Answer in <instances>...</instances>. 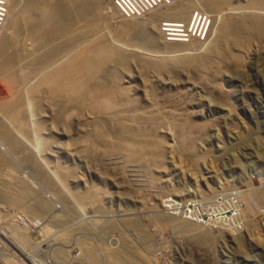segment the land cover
<instances>
[{"label": "rangeland", "instance_id": "374dc122", "mask_svg": "<svg viewBox=\"0 0 264 264\" xmlns=\"http://www.w3.org/2000/svg\"><path fill=\"white\" fill-rule=\"evenodd\" d=\"M7 2L0 0V45L5 47L0 53V124L7 128L5 135L0 127V153L6 157L0 164V264H111L105 254L124 264H264V40L252 41L236 65L214 62L206 50L221 20L245 10L244 0L220 6L212 12L218 17L214 21L206 1L195 0L189 11L187 18L200 13L205 27L213 22L211 35L205 28L202 39L186 41L192 46L182 50L191 56L208 52L204 71L216 84L212 89L187 68L178 72L150 65L149 58L179 56L181 51L158 44L154 30L159 19L178 18L153 17L149 28L146 18L153 11L126 17L117 0L101 3L104 14L95 26L87 23L93 10L84 1L76 6L73 0L72 10L52 14L49 25L55 32L62 23L69 30L55 41L57 57L30 71L27 66L47 48H41L44 41L28 45L30 39L11 30ZM114 3L117 14L125 16L113 13ZM31 14L22 25L28 33ZM125 21L148 26V31L122 29L125 33L118 29ZM101 38L118 49L119 58L100 64ZM22 43L28 53L17 58ZM111 72L116 74L112 81ZM81 80L91 106L81 99L75 110L76 100L67 90ZM110 82L112 88L114 82L126 89L138 112L152 116L155 135L164 143L159 165L151 162L149 150L134 152L107 142L115 136L106 135L111 124L101 127L102 140L97 137L99 118L109 110L102 88H111ZM38 85L43 92L34 90ZM5 104L18 110L11 115ZM177 119L205 127L187 143ZM124 130L129 129L120 130L121 140L134 136ZM191 141L196 145L188 147ZM81 194L92 198L82 204Z\"/></svg>", "mask_w": 264, "mask_h": 264}, {"label": "bare ground", "instance_id": "6f19581e", "mask_svg": "<svg viewBox=\"0 0 264 264\" xmlns=\"http://www.w3.org/2000/svg\"><path fill=\"white\" fill-rule=\"evenodd\" d=\"M73 0H19V1H16V0H8L7 4V8H8V18H9V21L10 22V25L9 27L12 29H17L18 32L22 33V36H26L28 39L31 40V42H29L28 45H32V44H38V46L41 44V42L44 41L43 45L41 44V48H44L46 50L42 51V54H40L38 57H36V59H34L35 61L31 62L30 66H27L29 67L28 69L31 70H37L38 68L42 67V66H45V62L52 56H54L56 54V45H55V41H57L60 37H62L64 34L66 33H62L64 32L65 30H67V27L65 25V23H62V27L59 29V30H56V32L52 29L53 27L49 25V23H52L50 22L51 19L53 18L51 15L56 13L58 14L59 12H56L57 10L60 11V12H64V11H61V10H64V9H67L65 10V13L70 10V6H73V7H76L78 5H80L81 3H84L87 5L86 7L88 6H91L92 7V10H93V14L90 15V16H87L85 17L86 20H87V23L88 25H93L95 26V24L97 23V19L96 18H100L101 16H103L102 14H104L103 10L101 9V3L102 2H111V4L113 3V0H75L77 2V5L75 6V3L73 4L72 2ZM119 1V3H122V0H117ZM127 3V0H124V3ZM178 1V0H177ZM200 1H206V3H208L210 5V11H211V17H212V21H214V19L216 20L218 17L215 16V13H212V12H215L220 6L222 5H225L227 4L230 0H200ZM108 2V3H109ZM115 2V0H114ZM176 2V1H175ZM80 3V4H79ZM83 3V4H84ZM198 3V2H197ZM244 8L245 10H242V13L240 11L241 14H238V13H232L228 16H225V18L223 20H221L222 22H220V25L219 27L216 29L217 30V35L214 39L211 40V42L209 43L208 45V49H206L209 54L212 56V59L214 62L216 61H225L227 64L229 63H232L234 65H236L237 62H239L240 60H242V57L244 56V54H246V52L248 51L249 47H250V43H252V41L254 42V40H257L256 38L260 37L264 40V0H244ZM194 4H196L195 0H179L178 2H176L175 4H170V5H165L166 6V9H161L159 10V8H163L162 6L160 7H157L156 9H158V11H155L156 13H152V15L150 14V18H146V20H149V22L147 21L146 23H148V26L149 28H153L154 27V20H153V17H157V16H164L165 17H168V16H172V17H175V18H178L176 19L177 21L179 20V18L181 20L183 19H186L189 15V11L190 9L192 10V6H194ZM103 5V3H102ZM115 3L112 5L114 8L112 9H115L116 6ZM81 6V5H80ZM170 6V7H168ZM249 6V7H248ZM103 7V6H102ZM243 7V6H242ZM33 8V10L31 11V9ZM85 8V7H84ZM236 8V7H235ZM240 8V7H239ZM258 8H260L261 10H257ZM238 9V8H236ZM256 9V10H254ZM72 10V9H71ZM80 10V9H79ZM118 10H119V7H118ZM231 10V9H230ZM33 12L34 16H36V18L33 16V19L35 21L36 19V25H34V21L32 20V23H33V26L32 27V23H31V26H30V32L28 33V30H25L22 25H25L26 26V22L28 19H30L29 16H31V12ZM74 11V10H73ZM123 11V10H122ZM194 11V10H193ZM219 11V10H217ZM117 14V10L115 9V11L113 13ZM231 12V11H230ZM235 12V11H233ZM237 12V11H236ZM149 13L146 12V14ZM225 13V12H224ZM36 14V15H35ZM63 14V13H62ZM119 14V13H118ZM117 14V15H118ZM123 15V13H121ZM125 14V13H124ZM145 14V12H144ZM223 14V13H222ZM64 15V14H63ZM120 15V14H119ZM118 15V17H119ZM120 15V16H122ZM67 16V15H66ZM106 16L109 17L106 13ZM104 16V17H106ZM125 16V15H123ZM52 17V18H51ZM128 17V16H126ZM139 17V16H138ZM140 17H142L140 15ZM139 17V18H140ZM71 18V17H70ZM98 18V19H99ZM111 18V16H110ZM132 18V17H131ZM137 18V17H136ZM210 18V16H209ZM96 19V21H95ZM124 19V18H123ZM130 19V18H128ZM134 19V18H133ZM193 19V20H192ZM202 19L203 16L200 14V13H196V16L194 18L193 14H191V17L187 18L185 20V23H187V26L189 27L190 24H192V27L190 28L193 36H197L199 38L200 36V32L202 34L203 30H207V32L209 31V35H211L212 33V29H213V22L205 27L203 26L202 24ZM221 19V18H220ZM159 20H162L164 21L163 19H159ZM166 20V18H165ZM167 20H169V17L167 18ZM4 21V20H3ZM7 21V20H6ZM29 21V20H28ZM66 21V23L69 24V21L67 20H64ZM128 21V20H126ZM125 21V22H126ZM124 22V25L122 24L121 27L122 28H118V29H124L126 30V32L128 31H132V30H135V29H139L141 28L142 30L143 29H146L147 27H142L141 25H138L137 23H132V22ZM158 22H161V21H158ZM64 24V25H63ZM18 25V27H17ZM211 25V27H210ZM145 26V24H144ZM161 26L162 24H160L157 28L155 27L154 30L156 29L155 32H157V35H159V41L161 43L158 42V44H161V46L163 48H166L167 45L170 46V50L173 52L177 51L180 52L178 53L179 56L177 57H171L170 59L169 58H162V59H159V60H156L155 58H149L150 60V65L151 67H154L156 66V64H159L161 65V67L164 68H171L172 69H175V71H178V72H181L180 70L182 69V71L184 70L185 71V68H187V71L188 72V69L191 70L192 72L195 73V75L197 77H200L203 79H199V80H202L204 82H207V84L209 85V87L212 89L214 88L216 84H212L210 82V79L207 75V73L204 71V61H205V56L208 52H204L203 54H199V55H195V56H191L190 53H186V52H183L182 53V50L184 51L185 49H189L191 48V42H194L193 39L197 38V37H192V39H188L187 42L191 41L190 43L188 44H185V42H182V41H177V40H173V41H165L163 38H162V35H161ZM6 27L5 26V29L6 30ZM28 27V26H27ZM32 27V28H31ZM49 27H51L50 31L49 30ZM26 28V27H25ZM210 29V30H209ZM7 30H9L7 28ZM6 30V33H8V31ZM68 30H69V27H68ZM119 32V34H121V31ZM206 30L204 32V36H205V33H206ZM1 31V30H0ZM119 31V30H118ZM146 31H148V29H146ZM79 32V31H78ZM125 32V31H123ZM125 32V33H126ZM5 33V32H4ZM12 33V32H11ZM15 33V32H14ZM88 33V32H87ZM215 33V34H216ZM1 34V33H0ZM207 34V33H206ZM17 34H14V35H11V36H15V37H18ZM87 35V34H86ZM203 35V34H202ZM208 35V36H209ZM2 36H3V33H2ZM9 36V35H8ZM65 36V35H64ZM78 36V35H77ZM84 36H85V33H84ZM1 37V36H0ZM4 37L3 36V41L4 40ZM74 37V36H73ZM83 37V36H82ZM210 37V36H209ZM11 38V37H10ZM14 38V37H13ZM45 38V40H44ZM80 38V37H79ZM201 38V37H200ZM199 38V39H200ZM9 39V37L7 38ZM6 39V40H7ZM202 39V38H201ZM17 40V39H16ZM26 40V39H25ZM198 40V39H197ZM2 41V40H1ZM15 41V40H14ZM16 42V41H15ZM19 42V41H18ZM2 43V42H1ZM0 43V44H1ZM7 43V42H6ZM9 44V43H7ZM28 43V42H27ZM97 43V42H96ZM101 43V44H100ZM202 43V42H200ZM208 43V42H207ZM98 44V43H97ZM100 44V45H99ZM99 44L97 45L99 48H100V51L99 49H97L101 55H98V51H97V55L101 58V63L100 64H105L107 59L111 60L113 58V60H116V57L119 55V51L117 48L109 45V44H106V42L101 38V40H99ZM157 44V45H158ZM197 44V43H196ZM10 45V44H9ZM8 45V47H9ZM166 45V46H165ZM0 53H2V50H3V47H4V44L0 45ZM96 46V47H97ZM101 46V47H100ZM159 46V45H158ZM198 46V45H197ZM205 46V45H204ZM30 47V46H29ZM95 46H93V49L96 48ZM97 47V48H98ZM5 48V47H4ZM36 48V47H35ZM49 48V49H48ZM56 48V49H55ZM194 48V47H193ZM29 49V48H27ZM59 49V48H58ZM61 49V48H60ZM165 50V49H164ZM163 50V51H164ZM167 50V49H166ZM168 51V50H167ZM96 52V51H95ZM4 53V52H3ZM26 53H28V51L26 50V46H23V43H22V47L19 48L17 51H16V56L17 58L20 57L22 58ZM177 54V55H178ZM186 54V55H185ZM121 55V54H120ZM1 56V55H0ZM36 56V55H35ZM33 56V57H35ZM209 56V55H208ZM207 56V57H208ZM25 57V56H24ZM54 57H57V56H54ZM132 57V56H131ZM115 58V59H114ZM119 58V57H117ZM32 59V57H31ZM127 59V58H126ZM33 60V59H32ZM50 61V60H49ZM118 62V61H117ZM116 62V64H117ZM207 62V61H206ZM222 63V62H221ZM214 64V63H213ZM212 64V65H213ZM220 64V63H218ZM238 64V63H237ZM148 65V64H147ZM230 66V65H229ZM111 67H115V65L111 66ZM24 69V68H23ZM43 69V68H41ZM26 70V69H24ZM40 70V69H39ZM209 71H211V68L208 69ZM190 71V72H191ZM213 71V70H212ZM211 71V72H212ZM29 72V71H28ZM191 72V73H192ZM112 73V72H111ZM23 74V73H22ZM100 74V73H99ZM99 74L97 72V76L99 77ZM96 75V74H95ZM194 75V76H195ZM113 80L116 79V74L115 72L112 73V75H110ZM118 76V74H117ZM94 78V77H93ZM102 80V79H101ZM213 80V79H212ZM108 81V80H107ZM109 82V81H108ZM213 82V81H212ZM113 85H114V88H112L113 86L111 85V82H110V87L109 88V84H107L106 86L108 87H105L102 88L103 89V93H104V96L106 97V101L108 103V106H109V110H108V113L105 114V116L100 117L99 118V124L98 126L100 127V132H97V137H101V133H102V129L101 127H103L105 123H108V125L111 124V127H113L112 131H110L109 134H106L107 136L109 135L110 137V134H114V139L113 141H109L107 140V142H113V144H118V145H124V146H127L130 148V151H134V152H140V151H147L149 150L153 157L150 158L151 159V162H153L155 165H159V162H162V160H160V153L161 151H163V148H164V143L163 141L161 140V138L158 136V135H155L156 132H155V127H153L152 123L154 122H151V115L149 113H146V114H141L140 111L138 112L136 106L134 105V102L132 100V98L129 97L128 93L126 92V89L121 87V86H117L119 84H115L114 82H112ZM40 84V83H39ZM77 85L74 86L72 88V86H70V90H67V94H68V91L69 92V99H74V101L76 100V109L79 108L80 106V100L81 99H84L85 103L87 104H90L91 106V103H89L90 101L88 100V97L86 96V82L84 83L82 80L79 81L78 83H76ZM103 84V83H102ZM42 85V83H41ZM115 85L117 87H115ZM39 86V85H38ZM37 88V89H36ZM39 88V89H38ZM42 88L44 89L43 85H42ZM41 89V86L39 87H35L34 90L38 91V93L40 92H43V91H40V90H43ZM72 89V90H71ZM48 90H51V89H48ZM48 90H45L44 93H46L47 91V94L49 93ZM51 93L54 92L53 90L50 91ZM66 92V91H65ZM37 93V94H38ZM42 95V94H41ZM50 95V94H49ZM52 95V94H51ZM50 95V96H51ZM66 95V94H65ZM49 96V97H50ZM53 96V95H52ZM68 96V95H66ZM56 98V96H54ZM53 97V98H54ZM65 97V96H64ZM67 99V97H66ZM148 100V99H147ZM154 100V99H153ZM88 101V102H87ZM62 102V101H61ZM149 102L151 103L152 105V98L151 100H149ZM12 103V102H11ZM67 103V102H66ZM65 103V104H66ZM10 104V103H9ZM8 104V105H9ZM13 104V103H12ZM10 104L11 106H14V104L12 105ZM86 104V106H87ZM6 106H8L7 104H5ZM9 105V106H10ZM8 106V107H9ZM9 107L7 110H8V113L13 115L14 112H16L18 109L15 107ZM65 106V105H64ZM74 106V108H75ZM159 106V105H158ZM81 108V107H80ZM156 108V106H153L152 105V108H151V111L153 112L154 109ZM29 109V108H28ZM161 109V108H160ZM30 110V109H29ZM74 110V111H75ZM126 110V111H124ZM141 110V109H139ZM69 111V110H68ZM158 111V110H157ZM73 112V111H72ZM150 112V111H148ZM160 112V111H158ZM165 112V111H164ZM61 113V112H60ZM154 113V112H153ZM169 113V112H168ZM172 113V112H171ZM29 115V113H27ZM174 114V113H173ZM17 115V114H15ZM60 115V114H59ZM175 117V116H174ZM177 117V116H176ZM20 118V117H19ZM28 119V118H27ZM189 119V118H187ZM10 120V119H9ZM153 120V119H152ZM178 120V119H177ZM182 119H179L177 121V130L178 132L180 133V135L184 136V140L188 143L190 138L191 137H194L192 136V134L194 132L197 133L200 132L205 126L204 124H195V122L191 121V120H187L185 121H181ZM14 121V120H12ZM156 122V121H155ZM13 124V123H12ZM97 124V123H96ZM114 124V126H112ZM1 125V124H0ZM3 125H5L3 123ZM200 125V127H199ZM17 126V125H16ZM107 126V125H106ZM2 127V125L0 126ZM18 127V126H17ZM22 127V126H21ZM39 127V126H38ZM3 128H6V127H2L1 129L3 130ZM122 128H128L129 130H124V131H130V132H134V136L131 137V138H126L125 140H121V136H120V130ZM7 129V128H6ZM94 129V128H93ZM99 129V128H98ZM110 129V128H109ZM5 134V129L3 131H1V133ZM7 132V130H6ZM9 132V131H8ZM203 132V131H202ZM0 133V135H1ZM10 133V132H9ZM11 134V133H10ZM9 134V135H10ZM103 134H105L103 132ZM186 134V135H185ZM6 135V134H5ZM8 135V133H7ZM9 135L7 136V138L9 137ZM11 136V135H10ZM124 136V135H123ZM4 137V136H3ZM196 137H198L196 135ZM200 137V136H199ZM6 138V137H4ZM10 138V137H9ZM8 138V139H9ZM125 138V136H124ZM17 139V138H16ZM103 139V138H102ZM100 139V140H102ZM108 139V138H107ZM197 139V138H196ZM193 140L194 142L196 141ZM10 140H14L12 138H10ZM38 140V139H37ZM8 141V140H7ZM96 141V140H95ZM193 141H191L187 146H193V145H196L195 143H192ZM10 142V141H9ZM14 143V141H13ZM37 145V144H36ZM185 145V144H184ZM193 148V147H192ZM20 149V148H19ZM192 150V149H191ZM30 152V151H29ZM163 153V152H162ZM129 154V153H128ZM4 157V158H2ZM27 160L29 159V156H27ZM150 157V156H149ZM33 159V158H32ZM6 160V157L4 155L1 156V153H0V164L3 165V162ZM31 160V158H30ZM153 160V161H152ZM160 160V161H158ZM32 161V160H31ZM156 161V162H155ZM158 161V162H157ZM150 162V161H149ZM150 162V163H151ZM6 163V161L4 162ZM151 163V164H153ZM158 163V164H157ZM161 164V163H160ZM162 165V164H161ZM35 167V166H34ZM162 167V166H160ZM123 168V167H122ZM152 168V167H151ZM38 169V168H37ZM36 169V170H37ZM116 169V168H115ZM153 169V168H152ZM151 169V170H152ZM161 169V168H160ZM159 173V169H157ZM35 171V170H34ZM153 171V170H152ZM151 171V172H152ZM40 171H38L39 173ZM62 172V171H61ZM60 171H56V174L58 176H62L60 175L61 174ZM41 173V172H40ZM39 173V174H40ZM118 173V172H117ZM128 173V172H127ZM155 173V172H154ZM124 174V173H123ZM55 175V174H54ZM66 175V174H64ZM41 176V174H40ZM39 176V177H40ZM43 178L45 177L44 174L42 175ZM128 176V175H127ZM133 177V176H132ZM41 178V177H40ZM46 178V177H45ZM44 178V179H45ZM126 178V177H125ZM42 179V178H41ZM40 179V180H41ZM60 180V179H59ZM59 184V183H58ZM63 184V183H62ZM142 187V186H141ZM144 187V186H143ZM13 193V192H12ZM92 194H94L95 192H91ZM157 193V192H156ZM28 194V193H27ZM92 194H89L87 196H84L81 194L82 198H81V202L82 204L85 203L86 201H88L89 199L92 198ZM96 194V193H95ZM94 194V195H95ZM98 194V193H97ZM96 194V195H97ZM21 195V194H20ZM95 195V196H96ZM23 196V195H22ZM98 196V195H97ZM21 197V196H20ZM78 197V198H79ZM17 198V197H16ZM77 198V199H78ZM94 199V198H93ZM79 202V200H77ZM36 209V208H35ZM37 213V212H36ZM242 216V215H241ZM184 218V217H183ZM186 218V217H185ZM189 218V217H188ZM187 219V218H186ZM191 219V218H190ZM193 221V220H192ZM177 222V221H176ZM180 223V222H179ZM182 223V222H181ZM194 223V222H193ZM196 223V222H195ZM192 226V225H190ZM22 243V242H21ZM25 254V257L28 259L29 256H28V252H24ZM93 256V255H92ZM106 256L108 258V260L110 261V263H116V264H124L123 262H120L117 260H115V258L113 257V259H110L111 256H108L107 254H105V259H106ZM110 257V258H109ZM93 259V258H92ZM120 259V258H118ZM30 260V259H28ZM107 261V260H106ZM125 262V261H124Z\"/></svg>", "mask_w": 264, "mask_h": 264}, {"label": "built area", "instance_id": "2783aa9c", "mask_svg": "<svg viewBox=\"0 0 264 264\" xmlns=\"http://www.w3.org/2000/svg\"><path fill=\"white\" fill-rule=\"evenodd\" d=\"M176 0H127V3L122 0L120 3L122 12L128 17H134L136 15H141L144 12L152 11L160 6L173 4ZM196 15H194L195 18ZM161 35L166 41L178 40V41H188L193 36L190 26H187L185 21H172L164 20L161 22ZM202 218V217H201ZM203 219V218H202Z\"/></svg>", "mask_w": 264, "mask_h": 264}, {"label": "clouds", "instance_id": "9594fccd", "mask_svg": "<svg viewBox=\"0 0 264 264\" xmlns=\"http://www.w3.org/2000/svg\"><path fill=\"white\" fill-rule=\"evenodd\" d=\"M175 3V2H174ZM154 10H156V9H154ZM154 10H152V11H154ZM179 21H182V20H179ZM163 38V37H162ZM164 39V38H163ZM165 40V39H164ZM166 41V40H165ZM173 41V40H172ZM178 41V40H177ZM182 42H186V41H182Z\"/></svg>", "mask_w": 264, "mask_h": 264}]
</instances>
